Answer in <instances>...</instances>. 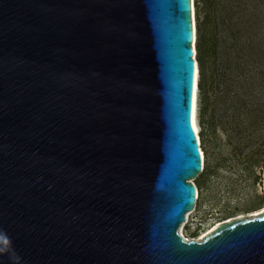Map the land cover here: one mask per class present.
<instances>
[{"label": "water", "instance_id": "obj_1", "mask_svg": "<svg viewBox=\"0 0 264 264\" xmlns=\"http://www.w3.org/2000/svg\"><path fill=\"white\" fill-rule=\"evenodd\" d=\"M192 2L0 0V264H264V211L178 230L203 170Z\"/></svg>", "mask_w": 264, "mask_h": 264}, {"label": "rangeland", "instance_id": "obj_2", "mask_svg": "<svg viewBox=\"0 0 264 264\" xmlns=\"http://www.w3.org/2000/svg\"><path fill=\"white\" fill-rule=\"evenodd\" d=\"M193 5L199 66L196 120L204 168L194 179L199 193L195 210L183 225L189 240L199 239L218 222L247 218L264 208V91L259 93L258 67L242 72L236 65L252 61L256 52L242 60L227 48L221 54V46L217 53L214 48L217 13L223 17L220 28L231 36L236 23L247 26L254 13L264 14V0H193ZM228 36L225 46L232 42Z\"/></svg>", "mask_w": 264, "mask_h": 264}, {"label": "trees", "instance_id": "obj_3", "mask_svg": "<svg viewBox=\"0 0 264 264\" xmlns=\"http://www.w3.org/2000/svg\"><path fill=\"white\" fill-rule=\"evenodd\" d=\"M233 8L235 7L233 6ZM238 12L239 11L237 10V13ZM216 18V33L214 35V48L216 49V53L217 50L220 49L218 48L219 46L222 47V49H220V54L226 53L224 49L227 48L228 50H231V52L233 51L236 54V59H242L244 54H247L249 51L256 52L254 53L252 61H240L239 63L237 62L236 65L237 68L242 72H248V66L253 67L254 69H257L258 67L257 74L259 75V79L257 80V83L259 85V93L261 91H264V14L261 15V13L259 14V12L258 14L254 13L252 16V18L254 19H249L250 21L247 26H240L242 22L236 23V30L232 31L231 36H228L226 32H224V29L220 28L223 24L222 14L219 15V13H217ZM218 19H220V21H218ZM231 25H233L232 21ZM255 27L256 30H253L255 29ZM249 29H252L253 31ZM225 35L232 38L230 46H225L227 42ZM239 52H241V54ZM246 78H250V76L243 77L241 81H245ZM261 94L263 96L262 98H264V93ZM261 94L259 95L260 97Z\"/></svg>", "mask_w": 264, "mask_h": 264}, {"label": "bare ground", "instance_id": "obj_4", "mask_svg": "<svg viewBox=\"0 0 264 264\" xmlns=\"http://www.w3.org/2000/svg\"><path fill=\"white\" fill-rule=\"evenodd\" d=\"M193 1V0H192ZM192 8H193V29L195 31V12H194V5H193V2H192ZM194 39V38H193ZM193 47L195 49V41L193 40ZM199 67V66H198ZM198 78H199V69L197 68V73H196V76H195V85H194V96H193V111H192V125H193V128L196 132V135H197V140L199 142V147H200V150H201V156H202V160H203V168H204V153L201 149V143H200V137H199V127H198V124H197V120H196V117H197V93H198ZM199 196V193H198V190H197V198ZM195 210V209H194ZM189 211V213L186 215L185 219L183 220V222L180 223V226H179V233L183 236V238H185L186 240H189L188 238L185 237V235L183 234L182 230H183V225L185 224V222L187 221L189 215L194 211ZM264 211V208H262L261 210H257L255 213L252 214V216H255L261 212ZM231 219H228V220H224L222 222H227ZM222 222H218L216 223L214 226H212L209 230H207L205 233L202 234V236L197 239V240H201L206 234H208L210 231H212L218 224L222 223Z\"/></svg>", "mask_w": 264, "mask_h": 264}, {"label": "built area", "instance_id": "obj_5", "mask_svg": "<svg viewBox=\"0 0 264 264\" xmlns=\"http://www.w3.org/2000/svg\"><path fill=\"white\" fill-rule=\"evenodd\" d=\"M196 198H197V196H196Z\"/></svg>", "mask_w": 264, "mask_h": 264}]
</instances>
